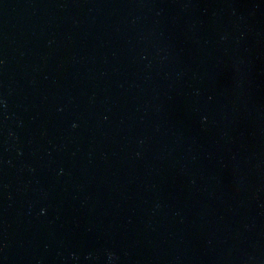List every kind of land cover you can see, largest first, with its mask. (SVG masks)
Here are the masks:
<instances>
[{
    "label": "water",
    "instance_id": "95a60500",
    "mask_svg": "<svg viewBox=\"0 0 264 264\" xmlns=\"http://www.w3.org/2000/svg\"><path fill=\"white\" fill-rule=\"evenodd\" d=\"M0 264H264V0H0Z\"/></svg>",
    "mask_w": 264,
    "mask_h": 264
}]
</instances>
